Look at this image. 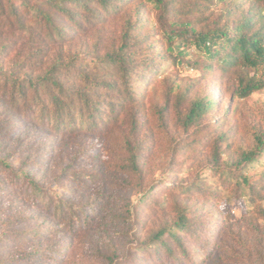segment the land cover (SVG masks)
Listing matches in <instances>:
<instances>
[{
	"label": "rangeland",
	"instance_id": "obj_1",
	"mask_svg": "<svg viewBox=\"0 0 264 264\" xmlns=\"http://www.w3.org/2000/svg\"><path fill=\"white\" fill-rule=\"evenodd\" d=\"M27 1L4 0L18 6L25 28H9L16 14L0 7V264H125L129 255L136 262L128 264H264V162L237 164L264 133V89L234 95L255 71H227L194 46L179 62L153 0H120L114 14L96 5L98 17L76 8L81 25L64 18L63 41L35 12L45 0ZM226 15L216 1L193 17L214 27ZM127 40L128 82L108 58ZM54 65L71 98L82 88L105 99L97 128L78 113L75 126L58 128L52 89H14V78L28 83ZM207 94L216 108L185 125L192 102ZM26 175L45 191L27 189ZM183 215L185 231L177 228ZM159 231L171 247L151 240Z\"/></svg>",
	"mask_w": 264,
	"mask_h": 264
},
{
	"label": "trees",
	"instance_id": "obj_2",
	"mask_svg": "<svg viewBox=\"0 0 264 264\" xmlns=\"http://www.w3.org/2000/svg\"><path fill=\"white\" fill-rule=\"evenodd\" d=\"M120 0H45L41 3L40 7H34L41 14L43 19L48 24V36H53L55 33L63 41L67 35V25L62 24L64 18L81 25V21L77 19L78 9H88L91 15L99 16L96 5L102 7L109 14L117 13L122 5L118 3ZM157 9L160 11L159 19L161 24L165 27L166 33L169 35L170 50L175 52L178 50L179 62L184 61V57L188 52V47L194 46L198 51L205 54L208 63L216 60L224 66L225 70L229 71L234 67L251 68L255 71L254 75L242 77L239 80L238 86L235 89L234 95L239 98H247L257 91L264 89V0H153ZM216 1H221L227 4L226 21L222 22L218 19L214 27L209 23L199 25L193 14L205 7L213 5ZM94 2L93 7H89L90 3ZM235 6V11H232L231 3ZM24 3H28L24 0ZM230 5V6H229ZM244 6H250L251 9L247 11ZM0 7L8 18L15 15V19L9 22V28L15 27L19 24L20 27L25 28V23L19 15L18 6L11 3V9L6 5L4 0H0ZM30 10L31 8L30 4ZM204 14V13H202ZM240 14V16H238ZM90 16V14H87ZM210 21V17H207ZM219 23V25L217 24ZM224 23V24H222ZM171 29V30H170ZM55 37H51L53 39ZM127 41L108 54L109 60L117 64L125 81L128 82L132 72V63L134 62V55L129 51ZM176 44V45H174ZM177 46V47H175ZM187 48V49H186ZM213 65L209 64L207 67L211 68ZM56 72L58 68L54 65L48 73L42 75L36 80H18L14 78V89H17L22 95H26L29 89L40 92L42 87L50 88L54 91V102L57 106L58 128L73 127L76 121L73 119L74 113H78L81 118H86L92 128H97L96 120L103 112L102 105L105 99L99 100L97 97L98 92L92 90H84L78 88L72 92L74 97L71 98V93L66 90L64 83L59 79ZM150 72L155 73V69H150ZM142 79L147 78V75H141ZM52 82V84H51ZM51 84V87L48 86ZM97 83L96 86H99ZM114 87V85H109ZM41 87V88H40ZM98 88V87H95ZM94 90V89H93ZM74 98L82 103L79 108H73ZM103 100V101H102ZM105 102V101H104ZM218 102L210 95H205L195 99L188 112L185 125L193 126L199 124L205 114L212 112ZM46 110V105L42 106ZM41 109V110H42ZM46 114V113H43ZM64 114V115H63ZM257 145L250 151H245L238 161L239 167H245L256 162H264V133H258ZM219 151V150H218ZM217 151V152H218ZM135 159L134 168L140 172V166L136 162L137 154L133 153ZM29 181L26 188L36 193L44 192L45 187L35 179L32 180L28 175L25 176ZM244 182L252 189L254 184L244 178ZM155 190V187L150 191ZM190 223L186 216H182L177 222V228L181 231L189 229ZM164 231H159L152 237L153 242H161L169 247V244L164 242ZM176 240V243L183 249L186 256L189 257V250L181 237L177 234H171ZM169 254L173 258H177L173 249L169 250ZM136 256L129 255L126 258L125 264L135 263Z\"/></svg>",
	"mask_w": 264,
	"mask_h": 264
}]
</instances>
